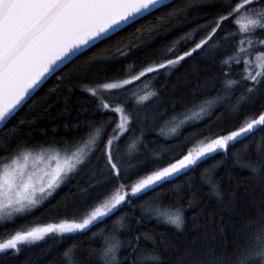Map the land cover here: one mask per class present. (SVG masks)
Returning a JSON list of instances; mask_svg holds the SVG:
<instances>
[{
  "label": "snow or ice",
  "instance_id": "1",
  "mask_svg": "<svg viewBox=\"0 0 264 264\" xmlns=\"http://www.w3.org/2000/svg\"><path fill=\"white\" fill-rule=\"evenodd\" d=\"M174 4L175 0H0V126L15 118L50 75L62 71L74 59L129 29H135L140 41L126 44L113 56L93 54L84 61L80 70L93 72L97 79L83 90L98 101L108 119L90 122L87 138L74 149L43 145L37 149L24 143L13 146L17 137L9 134L0 138V221L14 222L15 215L31 213L89 165L92 177L87 187L80 189L79 197L68 194L73 218L14 231L0 239V255H18L22 247L53 235L65 237L90 230L131 206L134 200L156 192L214 155H226L236 144L261 133L254 150L251 144L243 148L249 154L243 167L249 172L252 205L245 202V207L237 210L229 201L225 206L231 214L229 219L237 218L231 238L225 237L218 243L215 229L218 226L223 232L224 228L209 219L203 236L183 247L175 264H264V0H183L180 5L173 7ZM205 8L212 9L215 15L201 23L192 13ZM149 17L155 20L148 28L137 27ZM191 24L195 26L181 31ZM226 24L235 25L238 32H226ZM176 31L181 34L139 70L135 60L129 62L130 56L150 46L157 37H168ZM233 43L236 46L229 54L227 46ZM217 55L221 56L218 76H209L197 88L210 92L219 85V91L187 109L190 115L183 114L180 124L210 120L213 124L237 122V126L226 134L207 138L198 148L167 162H163L162 156L144 157L140 137L131 138L122 151L121 142L134 131L133 125L140 119L145 102L157 96L154 91L143 95L133 92L134 104L130 107L128 86L149 74L158 76L162 70L178 69L196 56L214 62ZM117 62H121L120 67L113 68ZM240 65L243 73L233 76V67ZM110 68L112 76H108ZM123 68L129 71L121 76ZM240 88L243 91L233 103L232 97ZM171 107L175 109V102ZM167 110L165 107L159 115H165ZM149 118L147 113L143 115L144 120ZM156 118L154 111L151 119ZM24 123L20 121V125ZM18 127L12 132H17ZM109 127L111 133L107 131ZM171 130L175 133L177 129ZM219 166L217 163L213 168ZM208 184L212 194L222 201L223 193L210 176ZM175 191L178 194L180 189ZM63 206L67 209L68 202ZM188 206H193L192 199ZM141 207L143 213L158 222L177 230L185 226L184 209L165 206L159 193ZM125 219L120 218L113 234L104 236L101 231L103 245L99 250L90 249L89 257L98 264H125L128 259L132 264H162L154 247L141 251L139 235L128 240L131 251L124 260L120 259L125 245L116 233L128 230ZM141 219L136 220L137 225ZM143 239L155 244L153 235L144 233ZM64 255L66 264H77L75 247Z\"/></svg>",
  "mask_w": 264,
  "mask_h": 264
},
{
  "label": "trees",
  "instance_id": "2",
  "mask_svg": "<svg viewBox=\"0 0 264 264\" xmlns=\"http://www.w3.org/2000/svg\"><path fill=\"white\" fill-rule=\"evenodd\" d=\"M182 2L183 0H175L173 7ZM213 15L215 13L210 8L192 13V16H195L201 23L211 19ZM192 16L189 19H192ZM154 20L155 17H149L147 20H142L137 27L146 29ZM194 26L195 24L188 25L181 31H187L189 27ZM233 29L238 32L235 25H225L226 32ZM181 31L173 32L168 37H157L150 46L143 47L135 55L130 56L129 62L135 60L136 69L139 70L148 60L158 56L160 50L172 39L179 36ZM136 35L135 29L121 32L112 40L106 41L86 52L85 55L74 59L62 71L52 74L34 92L29 101L25 102L15 118L0 127V138L9 134L17 137L13 140V146L16 143H24L37 149L41 145L44 148L51 146L61 150L65 147L68 149L75 148L78 142L87 138L90 122H99L101 118L108 119V116L98 107V101L83 90L91 82H94L97 76L93 72L80 70L81 66L93 54L100 57H110L126 44L140 43L136 39ZM235 46L234 43L227 46L229 54ZM220 61V55L216 56L214 62L196 56L183 63V66L178 69L168 72L162 70L158 76L149 74L148 77L135 82V85L128 86L130 92L127 95L131 101L130 107L134 104V98L131 95L133 92L143 95L146 92L154 91L157 96L151 98V101L145 102L146 106H143L139 113L140 119L133 125L134 131L126 134L123 138L120 145L121 150L125 149V145L131 138L140 137L141 153L144 157L162 156L163 162H167L171 157L180 158L188 151L198 148L207 138L218 133L226 134L236 127L237 122L213 124L210 120H202L199 123L189 121L186 125L180 124L183 114L190 115V112L186 111L187 109H190L193 104H198L206 96H215L219 91L218 85L216 90L202 92L197 88V84L203 85L209 76H218ZM120 63L114 64L113 68H119ZM128 71L129 69L123 68L120 75L123 76ZM242 73L243 65L233 67V76ZM112 74L110 68L108 76H112ZM154 76L155 78H153ZM57 84L60 87L57 88ZM145 87L147 88L145 89ZM54 88L56 89L55 93L50 92ZM242 91L243 89L240 88L235 92L232 97L233 103ZM123 98L122 95L121 99ZM173 102H175L174 110L171 107ZM165 107L168 109L166 114L160 116L159 113ZM154 111L157 116L155 121L151 119ZM145 113L150 117L148 120L143 119ZM212 119L214 120V117ZM22 120L25 123L20 125ZM33 120L34 123L31 122ZM16 126H19L17 132L13 133L12 130ZM112 127L108 128L109 133L112 132ZM173 127L177 129L175 133L171 130ZM141 132L143 133L142 136ZM260 137L261 133H257L254 137L230 148L226 155L223 153L214 155L189 171L187 175H182L171 183H166L163 188H157L156 192H149L147 196L134 200L131 206L124 207L103 223L92 226L90 230L65 237L55 235L46 237L36 244L22 247L18 255H0V264H66L64 254L66 250L72 247H75L74 258L77 264H98L94 258L89 257V250H99L102 247L103 236L101 231L103 230L104 236L113 234L121 217H126L125 225L128 229H121L116 233L125 245L119 253L121 260H124L131 251L127 247L128 240L139 235L141 236V251L154 247L162 258V264H175L176 255L183 247L189 245L192 240L199 241V238L203 236L209 219H214L217 225L222 224L224 228L223 232L218 226L215 229L218 243L222 242L225 237L231 238L233 224L237 218L229 219L231 214L225 206L228 205L229 201H232L237 210L243 209L245 202L251 207L252 197L248 190L249 172L243 167L249 158V154L245 153L243 148L245 145L251 144L254 150L255 141L259 140ZM217 163L220 166L213 168ZM90 169L91 165L75 174L69 183L58 189L53 197L34 212L17 218L13 220L14 222L0 224V239L6 238L16 230H28L73 218L74 214L70 206L71 199L68 194L72 193L79 197L80 189L87 187L92 179ZM209 176L223 193L222 201L212 194L208 184ZM177 188L180 189L178 194L175 191ZM100 191L102 192L103 189ZM157 193L161 195L165 206L171 205L173 210L175 208L184 209L185 226L183 230H177L173 226L158 222L155 218L149 217L147 213H143L141 206L147 205L150 198L155 197ZM189 199L193 200L192 207L188 206ZM65 201L69 204L67 209L63 206ZM142 214L143 218L141 219ZM221 217H223L222 221ZM75 218L81 219L82 217L77 216ZM137 219H141L139 225L136 224ZM144 233L153 235L155 244L144 240ZM125 264H132L131 259H128Z\"/></svg>",
  "mask_w": 264,
  "mask_h": 264
},
{
  "label": "rangeland",
  "instance_id": "3",
  "mask_svg": "<svg viewBox=\"0 0 264 264\" xmlns=\"http://www.w3.org/2000/svg\"><path fill=\"white\" fill-rule=\"evenodd\" d=\"M147 87H145V89H146ZM58 149V148H57ZM72 149H74V148H72ZM69 150H71V149H69ZM49 200V199H48ZM47 200V201H48ZM47 201H45V202H47ZM44 202V203H45ZM43 203V204H44ZM43 204L42 205H40L39 207H37L36 209H34L32 212H34L35 210H37L38 208H40L41 206H43ZM31 212V213H32ZM28 214H30V213H25V214H18V215H15L14 217H13V220H15V219H17V218H21V217H24V216H26V215H28ZM3 223H7V222H3V221H0V224H3ZM31 229V228H30ZM30 229H28V230H30Z\"/></svg>",
  "mask_w": 264,
  "mask_h": 264
},
{
  "label": "water",
  "instance_id": "4",
  "mask_svg": "<svg viewBox=\"0 0 264 264\" xmlns=\"http://www.w3.org/2000/svg\"><path fill=\"white\" fill-rule=\"evenodd\" d=\"M53 74H54V73H53ZM50 76H51V75H50ZM50 76H49V77H50ZM49 77H48V78H49ZM48 78H47V79H48ZM36 90H37V89H36ZM33 94H34V93H33ZM33 94H32V95H33ZM0 127H1V126H0ZM91 227H92V226H91ZM91 227H90V228H91Z\"/></svg>",
  "mask_w": 264,
  "mask_h": 264
}]
</instances>
